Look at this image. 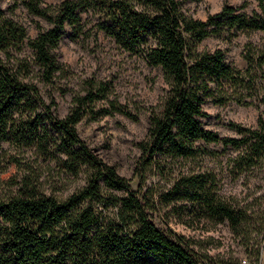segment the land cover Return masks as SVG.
Wrapping results in <instances>:
<instances>
[{
    "label": "trees",
    "instance_id": "1",
    "mask_svg": "<svg viewBox=\"0 0 264 264\" xmlns=\"http://www.w3.org/2000/svg\"><path fill=\"white\" fill-rule=\"evenodd\" d=\"M256 1L258 10L251 15L243 11L245 5L224 4L201 21L184 14L179 0H64L48 6L42 0H22L30 14L52 26L31 40L0 8V143L34 147L43 154L55 150L72 173L92 172L82 189L64 199L41 193L31 176L0 198V264H239L210 254L209 229L200 230L198 237L186 236L154 223L163 211L166 217H179L183 207L198 213L194 218L227 221L243 239L240 243L259 258V249L244 234L248 210L213 191L203 174H180L158 194L145 186L148 169L158 170L161 160L195 157L198 142L242 149L233 158L236 171L243 162L250 166L264 155V116L254 129L232 125L239 139L221 138L200 121L208 100L264 105V44L244 45L243 69L227 63L220 49L197 50L209 37L229 45L242 34H264V0ZM89 7L98 11L101 29L118 46L140 51L148 65L161 69L167 84L160 109L150 112L147 139L139 144L141 156L131 180L99 160L78 137L75 126L82 107L96 95L74 98L70 114L58 119L28 78L33 66L46 84L64 72L55 51L65 27L80 28L81 13ZM26 46L31 60L10 64L13 53Z\"/></svg>",
    "mask_w": 264,
    "mask_h": 264
},
{
    "label": "rangeland",
    "instance_id": "2",
    "mask_svg": "<svg viewBox=\"0 0 264 264\" xmlns=\"http://www.w3.org/2000/svg\"><path fill=\"white\" fill-rule=\"evenodd\" d=\"M63 1L42 0L46 6ZM179 1L184 14L201 21L218 13L224 4L233 7L245 5L243 11L249 15L258 10L256 0ZM0 8L7 17L25 28L29 40L52 27L43 18L30 14L22 0H0ZM101 24L102 18L96 9H85L81 13V27L67 25L55 51L64 72L57 74L51 84H46L33 66L28 78L58 119L70 114L74 98L90 93L96 95L94 102L82 107L84 113L75 126L78 137L99 160L113 167L120 177L131 180L141 156L139 144L147 139L150 112L160 109L167 84L160 68L148 65L140 51L129 52L118 46L101 29ZM249 42L264 44V34H242L229 45L219 38L209 37L198 45L197 50L220 49L227 63L243 69V47ZM31 53L26 46L22 52L13 53L9 62L12 64L25 58L31 60ZM246 100L251 102L253 98L247 97ZM203 112L200 121L204 129L215 132L221 138L239 139L241 135L232 125L244 129L256 128L258 119L264 116V105L258 101L252 105L235 102L218 105L208 100L203 105ZM195 146V157L178 159L173 163L161 160L158 170L148 169L145 186L158 194L167 190L170 182L180 174H203L207 186L213 191L246 207L250 217L244 234L250 237V246L259 249V258L254 257L251 247L246 248L240 243L243 239L232 233L227 221L215 224L194 218L198 213L193 214L191 208H184L181 203L182 215L166 217L163 211L161 218L155 217L154 223L158 228H170L186 236L198 237L202 234L200 230L209 229L205 234L213 238L209 252L218 260L264 264V155L253 160L250 166L243 162L236 171L232 169L233 158L242 149L203 142ZM91 174L86 169L78 174L72 173L64 167L63 157L55 150L43 154L34 147L0 143V198L15 190L24 176H31L41 193L64 199L82 189ZM116 194L121 195L122 192ZM179 219L185 223H179Z\"/></svg>",
    "mask_w": 264,
    "mask_h": 264
}]
</instances>
